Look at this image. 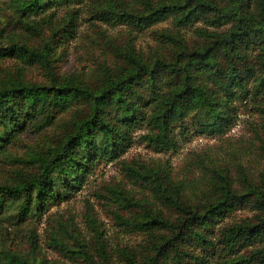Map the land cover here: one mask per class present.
<instances>
[{
	"label": "trees",
	"instance_id": "obj_1",
	"mask_svg": "<svg viewBox=\"0 0 264 264\" xmlns=\"http://www.w3.org/2000/svg\"><path fill=\"white\" fill-rule=\"evenodd\" d=\"M81 1L7 4L15 22L35 30L56 8ZM73 11L53 34L73 36ZM94 13L136 31L162 21L172 25L153 28L156 43L148 53L125 42L120 55L86 80L52 70L50 38L31 46L18 33H0V59L18 57L26 65H44L47 73L45 81H27L23 66H17L2 78L0 145L28 125L37 132L52 125L59 112L70 111L45 152L34 158L38 169L0 184V195L19 199V218L39 214L47 203L78 190L99 160H113L131 144L135 130L140 131L136 139L152 149L173 150L187 136L188 125L198 134L226 130L236 121L237 102L249 100L264 114V0H98ZM196 161L191 177L175 176L168 161H121L130 182L147 193L134 198L121 188H106L108 199L122 201L112 210L117 224L146 237L117 249L126 264H197L204 258L199 251L216 246L223 253L216 264H264V168L255 179L240 171L235 184L226 165ZM241 203L252 205L254 218L216 228ZM98 251L99 262L111 264L103 245Z\"/></svg>",
	"mask_w": 264,
	"mask_h": 264
},
{
	"label": "rangeland",
	"instance_id": "obj_2",
	"mask_svg": "<svg viewBox=\"0 0 264 264\" xmlns=\"http://www.w3.org/2000/svg\"><path fill=\"white\" fill-rule=\"evenodd\" d=\"M96 4L98 0H82L56 8L48 21L40 22L39 27L32 30L15 22L8 13L7 0H0V33H18L19 40L31 46L42 45L50 38L52 70L61 74L72 73L86 80L103 64L111 63L114 56L120 55V51L127 48L125 42L135 51L148 53L156 43L153 28L160 30L172 25L162 21L136 31L130 26L115 24L114 17L113 21L98 18L94 13ZM70 9L74 10L73 36L65 38L53 34V29L67 18ZM17 66H23L22 78L27 81L39 82L47 78L44 65H26L18 57L8 56L0 59V82L2 78L12 76ZM68 114L69 110L59 112L52 125L37 132L31 131L28 125L12 140L0 145V184L15 183L20 174L31 175L38 169L34 158L39 152H45L58 133L59 120ZM188 129L187 136L180 138L179 146L173 150L152 149L136 139L140 131L135 130L131 144L118 157L99 160L78 190L47 203L39 214L30 211L19 218L16 214L19 199L0 195V264H101L100 245L107 252L109 263L126 264L117 249L135 246L146 237L125 232L117 224L112 210H119L117 206L122 205V201L114 195L116 200L108 199L109 190L106 188L113 187V191L121 188L134 198L147 193L127 178L121 165L123 160L143 165L168 161L175 176L185 177H191L196 160H203L210 166L226 165L235 184L240 182V171L255 179L264 168V114L256 111L249 100L237 102L236 121L221 133H194L193 125H188ZM60 181L58 176L57 188ZM120 211L127 215L125 210ZM255 211L249 203L237 204L219 219L216 228L241 218H254ZM169 214L172 217V213ZM199 252L204 258L197 264H216L223 256L217 246ZM8 254L16 256L17 260L8 258Z\"/></svg>",
	"mask_w": 264,
	"mask_h": 264
}]
</instances>
